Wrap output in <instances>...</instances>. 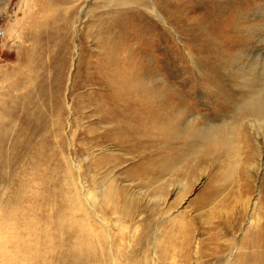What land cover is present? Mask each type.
<instances>
[{"label": "bare ground", "instance_id": "6f19581e", "mask_svg": "<svg viewBox=\"0 0 264 264\" xmlns=\"http://www.w3.org/2000/svg\"><path fill=\"white\" fill-rule=\"evenodd\" d=\"M24 6L7 34L17 61L0 67V179L10 167L19 181L8 200L0 195V264H102L91 215L107 225L101 213L137 214L128 207L142 198L134 190L159 191L153 199L162 206L165 191L176 188L182 202L203 176L191 206L235 204L219 222L233 238L212 235L209 250L193 238L187 211L177 210L167 217L162 263L195 248L225 264H264V61L245 49L264 0ZM169 30L184 40L188 59ZM65 88L73 96L66 105ZM66 112L85 136L77 157L91 161L78 183L75 164L57 163ZM21 161L30 165L29 179ZM76 187L84 203L66 194Z\"/></svg>", "mask_w": 264, "mask_h": 264}, {"label": "rangeland", "instance_id": "374dc122", "mask_svg": "<svg viewBox=\"0 0 264 264\" xmlns=\"http://www.w3.org/2000/svg\"><path fill=\"white\" fill-rule=\"evenodd\" d=\"M27 1L28 0H0V67L17 61L16 50L12 48L13 42L7 38V34L9 28L15 23L16 19H20L22 17V11L24 10V5ZM250 19L251 24L256 26V30L253 31V38L249 40L245 49L248 51L249 59L264 61V12L261 15L252 16ZM169 32L176 44L179 46V49L181 48L180 50L183 55L188 59V48L183 43L184 40L179 38L181 40L180 41L178 36L175 35L172 30H169ZM189 88V85L185 86V89L188 90ZM72 97L73 96L70 94L69 89L65 88L63 90L65 105L67 100L72 103ZM200 108L203 113H211L209 107L202 106ZM218 108L219 107L216 106V109ZM63 119V128L61 132L62 136L59 140H61V143H65V148L63 151L57 149L59 154L57 163L60 164L62 158H66L69 165L72 166L75 164L77 170L75 169L74 172L72 171L73 175L71 179L78 183V178L82 177L84 179L86 176L87 173L85 170L91 161L88 159L86 162L82 163V158L80 159V157H77L78 155L76 150L78 149V146L85 141V136L80 133L82 128H79L77 125L70 124L72 123L74 117L68 112L65 113ZM97 154H99V152L95 153V155ZM27 156H30V152H27ZM21 162V165L19 166L23 170L27 171L24 177L29 179L31 176V170L29 168L30 165L26 162ZM78 168L80 169L78 170ZM6 170H4V179H0V195L3 197V200L5 199L4 202L6 199L8 200L11 197L12 192L17 189L19 185V181L14 179L15 170H11L10 167H7ZM206 180L207 178L205 176L200 177L199 181L196 185H194L191 192L185 196V199H183L182 202L181 198L177 197V193H179V191L176 190V188H169L170 191H165L167 194V201L162 206H159L156 203V200L153 199L155 196L154 194H160L159 191L149 193L146 190H144V192L134 190L135 196H139L138 193H141L142 198L140 201L134 200L132 206L128 207L131 208L132 211L135 210L139 212V210H141L142 213L138 214V212H136L137 214H133L131 217L122 219L113 216L107 217L101 213V218L105 220L107 225L99 222L91 215L87 222L90 223L91 229L96 234L97 240L95 241V246L99 251H104V254L99 257L102 264H112V260L114 258L120 264H163L161 261L159 246H162L167 241V237L171 230V227L167 226V217L177 210H180L181 212L185 209V211H187L183 219L184 222L191 227L193 238L198 243L203 242L209 250L213 248V246L209 243V238L212 235L218 234L221 238L220 242L224 239L233 238L231 233H228V237L225 238V230L219 227V222L224 221L227 214H229L228 216H230V218L233 216L231 210L232 207H236L235 204L229 203V205L226 206L217 205L214 209H207L205 211L202 209L196 210L191 206L192 200L198 195ZM66 194L68 197L71 195H77L79 201L84 203L81 188H72V190L66 191ZM24 205L25 207H28L29 204ZM119 206L124 210H128L126 208L127 206L123 202H121ZM84 208H86V205H84ZM52 209L53 206H47L46 208H43V212L46 215H52ZM69 209V207L64 208L66 213H68ZM2 215L3 211L0 208V217ZM42 222L44 228L48 227V224L44 223V221ZM236 236L238 241L241 239L242 234L240 232H236ZM194 249H191L190 253L186 256L184 255V258H181L178 255L173 256L172 259L165 264L226 263L225 259L223 262H219L216 258L205 257L201 251L198 253Z\"/></svg>", "mask_w": 264, "mask_h": 264}]
</instances>
